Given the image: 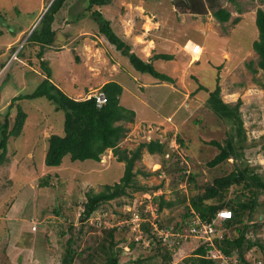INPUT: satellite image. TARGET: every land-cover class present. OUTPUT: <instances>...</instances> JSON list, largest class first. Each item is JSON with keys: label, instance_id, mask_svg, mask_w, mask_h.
<instances>
[{"label": "rangeland", "instance_id": "374dc122", "mask_svg": "<svg viewBox=\"0 0 264 264\" xmlns=\"http://www.w3.org/2000/svg\"><path fill=\"white\" fill-rule=\"evenodd\" d=\"M50 1L0 0V124L12 97L31 92L42 80L36 57L39 47L26 39ZM87 5V0H68L55 14L52 28L56 38L42 55L52 81L75 98L96 94L105 82L117 81L122 86L120 103L135 112L134 121L125 123L128 131L119 145L134 149L151 137L163 141L166 151L162 155L143 150L135 162V179L145 191L128 188V195L102 203L84 220L80 213L85 192L91 188L99 191L104 183L118 181L123 163L107 149L100 161H71L66 155L60 165L46 166L45 139L62 129L63 112L54 111L44 97L20 100L28 115L26 125L18 137L7 140L0 162V264H62L71 223L75 264L86 258L100 264V233L112 226L125 238L119 244L123 247L120 264H189L196 238L183 239L182 247L172 250L173 255L165 260L164 251L143 244L149 238L143 228H134L127 219L135 207L143 214L144 207L147 212L157 207V197L163 195L174 205L163 208L155 219L162 226L173 227L186 211L185 199L202 193L215 176L234 168L231 158L214 167L207 165L218 152L209 141H223L229 124L205 105L208 92L200 90L199 84L211 90L218 80L224 101L241 99L247 137L244 157L264 175V88L260 85L264 72L254 73L248 66L252 61L256 68L257 54L251 44L258 36L255 13L257 8L264 10V0H110L99 8L131 50L170 75L173 83L135 70L99 33L101 22L86 12ZM190 5L200 6L201 11H189ZM219 7L231 12L225 23L212 15ZM238 7L241 12L236 11ZM235 17L240 18L238 22H233ZM162 52L173 58L152 59L153 54ZM15 115L13 107L8 115L11 124ZM184 169L194 174L193 179L180 176ZM46 176L48 182L41 185ZM157 185L159 188L153 189ZM241 191V185H233L225 198L239 197ZM257 199L252 220L245 219L244 224L248 223L253 241L264 243V194ZM5 214L13 221H6ZM149 219L144 222L149 223ZM83 222L82 233L76 234ZM185 223L183 231L188 228ZM218 232L236 235L235 226H220ZM130 243L134 248L128 246ZM255 258L264 261V253L248 251V261Z\"/></svg>", "mask_w": 264, "mask_h": 264}, {"label": "trees", "instance_id": "16d2710c", "mask_svg": "<svg viewBox=\"0 0 264 264\" xmlns=\"http://www.w3.org/2000/svg\"><path fill=\"white\" fill-rule=\"evenodd\" d=\"M66 1L68 0H51L36 26L28 34L26 42H33L39 47L36 57L38 58V64L42 70L43 77L31 92L19 93L12 97L8 103L4 120L0 124V162L5 157L7 140L10 137H18L21 132L23 133L24 126L26 125L25 120H27L28 115L18 102L25 99L44 97L54 107V111L63 112L62 129L59 132H52L45 139L43 162L46 166L53 167L60 165L63 157L66 155L69 156L71 161H83L86 159H91L95 162L100 161L101 155L107 149H111L115 159L123 163V173L118 181L111 184L104 183L99 191L91 188L85 192V200L82 203L80 217L87 220L102 203L128 195V188L145 191V187L138 184L135 179V162L141 159L143 150L149 153L163 155L166 151V145L158 138L141 141L134 149L122 148L119 145L128 131L125 123L134 121L135 112L120 103L122 86L117 81H107L100 87V92H103L105 95V102L100 106L97 105L95 95L87 94L84 98H75L64 92L52 81L51 70L47 67L45 60L42 59V55L45 48L52 45L55 41L56 32L52 28V23L55 19V14L60 11ZM87 1L86 12H90L92 16L96 17L99 23L101 22L98 27L99 33L110 44L114 45L115 49L127 57L129 63L135 70L150 74L160 81L174 82V79L170 75L157 70L152 61H146L132 51L130 45L115 32L111 21L99 9L107 5L110 0ZM188 9L191 12L201 11V7L197 5H190ZM236 11L241 12V8L238 7ZM212 15L220 23H225L229 20L231 12L224 7H219L212 12ZM239 19V17H235L233 22H238ZM255 24L258 30V36L252 41L251 46L257 54L256 68L253 67L252 61L248 62L249 69L254 73L258 70L264 72V10L261 8H257L256 10ZM21 52L19 50L17 53L22 56ZM172 58V54L165 52L152 55V59L155 60H170ZM260 85L264 88V82L260 83ZM198 88L208 92L205 105L215 115L229 124L227 136L223 141H209L211 145H214L218 149V152L207 161V165L214 167L232 158L235 161L234 168L226 174L215 176L212 182L204 188L202 193H196L185 199L184 207L186 211L182 214V219L174 223L173 229L182 231L186 225L185 221L189 224V221L192 220L194 216L192 211L198 213L201 221L207 222L216 216V212L219 209L228 208L232 211V217L224 220L222 226L224 229L235 226L236 235L232 237L225 233L222 235L218 232V227L216 235L212 236L213 245L209 241L197 239V245L193 249L192 255L188 257L189 264H218L217 261L209 257L214 247H217L227 254L236 251L240 260L239 264H249L251 261L247 259L248 251L256 254L264 253V243L253 241L252 237L248 234V223L244 224L245 219L252 220L253 211L259 205L257 197L259 194H264V175L257 173L254 167L249 165L244 157L247 137L240 111L241 99H237L235 103L224 101L220 94L218 80L215 81L211 90H208L207 87L201 84H199ZM13 107L16 109V115L11 124L8 115ZM179 141L181 142L180 139ZM185 170L184 172L181 171L183 173L180 176L182 177L186 174L190 180L193 179L194 174L192 172L186 173ZM142 174L149 175L147 172H142ZM47 182V176L42 177L40 180L41 185ZM233 185H241L244 192L241 191V196L236 198H225L228 189ZM155 188L158 189L159 186H154L153 189ZM245 191H247L248 196ZM157 199L158 212L165 207L174 205L173 200L165 199L163 195L158 196ZM210 200H214V202ZM57 208L60 207L58 206ZM52 210L57 212L56 208ZM83 224L84 222L80 223L76 234L82 233ZM125 226L127 227V225ZM160 226L162 227V225ZM141 227L150 238L149 247L156 251H164L165 258L168 257L165 260L170 259L171 255H173L172 251L156 237L152 232L151 225L148 222H143ZM73 229L74 226L72 223L67 226L69 236L65 242V254L62 257V264L76 263L75 251L72 248L74 241ZM116 230L117 227L115 226L110 228L105 227L100 233V264H120L119 255L123 247H120L119 244L120 242H124L125 238ZM182 242L184 241L182 240ZM133 243L128 244V246L134 248L135 243L134 245ZM92 255L88 254L87 256L91 257ZM86 259L81 263L97 264L94 262L89 263Z\"/></svg>", "mask_w": 264, "mask_h": 264}, {"label": "built area", "instance_id": "2783aa9c", "mask_svg": "<svg viewBox=\"0 0 264 264\" xmlns=\"http://www.w3.org/2000/svg\"><path fill=\"white\" fill-rule=\"evenodd\" d=\"M97 105H102L105 102V95L103 92L97 91L96 94ZM149 139V138H148ZM186 172H189L188 170ZM154 205V204H153ZM146 206V205H145ZM146 211L144 207V214L139 211L138 208H134L132 213H130L129 218L127 219V222L133 226L134 228H140L142 223L145 221L146 218L149 219L151 215L153 216V221L149 219V224L152 227V232L156 235L157 238L160 239V241L170 250H175L178 246L181 245L182 240L190 237V238H196L201 239L203 241H209L212 245V236L216 235L217 228L222 225V222L226 219H229L232 217V212L230 209L223 208L217 211L216 216L210 220V221H201L198 213H194V216L191 221H189L187 231H181V230H175L172 226H160V223L156 221V215L159 213L157 211V207H150V209H147ZM148 213V216L146 213ZM35 226L32 225V229H34ZM145 246H148L150 243V238H145ZM184 241V240H183ZM144 246V245H142ZM252 253V251H250ZM211 259L218 262V264H239L240 260L238 258V253L235 251L234 253L227 254L223 252L222 250L218 249L217 247H214V250L211 251L210 256ZM169 264V263H168ZM173 264V263H170ZM249 264H264V261L261 259H254Z\"/></svg>", "mask_w": 264, "mask_h": 264}, {"label": "crops", "instance_id": "0c3cea01", "mask_svg": "<svg viewBox=\"0 0 264 264\" xmlns=\"http://www.w3.org/2000/svg\"><path fill=\"white\" fill-rule=\"evenodd\" d=\"M109 150V149H108ZM111 151V150H110ZM112 153V152H111ZM10 214V213H9ZM9 214H5L4 216H5V220L7 221H13V220H11V218H10V215ZM16 226V229H18L19 228V226L18 225H15ZM41 262H43V260H40Z\"/></svg>", "mask_w": 264, "mask_h": 264}, {"label": "clouds", "instance_id": "9594fccd", "mask_svg": "<svg viewBox=\"0 0 264 264\" xmlns=\"http://www.w3.org/2000/svg\"><path fill=\"white\" fill-rule=\"evenodd\" d=\"M98 91H100V89H98ZM94 95V94H93ZM152 138L151 137H149V139L148 140H151ZM161 141V140H160ZM163 142V141H162ZM109 150H111V149H109ZM112 152V151H111ZM149 153V152H148ZM232 159V158H231ZM189 173V172H188ZM223 209V208H222ZM228 209V208H227ZM220 210V209H219ZM158 211V210H157ZM193 213H197V212H194V211H192ZM232 212V211H231ZM217 213V212H216ZM222 226V225H221ZM220 227V226H219ZM183 243V242H182ZM182 243H181V245L180 246H178L176 249H178L179 247H182ZM172 251V250H171ZM171 262V261H170ZM170 262H168V263H170ZM167 263V264H168Z\"/></svg>", "mask_w": 264, "mask_h": 264}]
</instances>
